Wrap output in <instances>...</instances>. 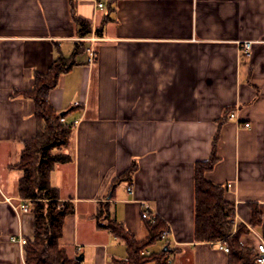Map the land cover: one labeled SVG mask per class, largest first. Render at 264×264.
<instances>
[{
	"label": "crops",
	"instance_id": "crops-1",
	"mask_svg": "<svg viewBox=\"0 0 264 264\" xmlns=\"http://www.w3.org/2000/svg\"><path fill=\"white\" fill-rule=\"evenodd\" d=\"M107 1L0 0V264H26L13 239H34L15 166L38 124L34 101L16 92L78 43V64L49 94L74 125L63 149L73 160L51 175L60 200L75 206L61 246L80 264H118L127 246L98 228L97 210L108 204L142 240L148 204L168 227L148 250L169 249L172 264H228L216 243L195 242L194 171L215 142L219 161L206 177L226 189L235 224L249 227L243 245L264 241V0H117L99 36ZM78 19L92 26L86 37ZM133 165L131 180L118 181ZM25 201L27 213L18 209ZM251 203L262 214L257 228Z\"/></svg>",
	"mask_w": 264,
	"mask_h": 264
},
{
	"label": "trees",
	"instance_id": "trees-1",
	"mask_svg": "<svg viewBox=\"0 0 264 264\" xmlns=\"http://www.w3.org/2000/svg\"><path fill=\"white\" fill-rule=\"evenodd\" d=\"M116 2L107 1L109 15L96 29L97 35H103L104 24L110 19ZM78 22L82 37L92 32L89 23L81 19ZM84 51V44L78 43L71 56L58 57L46 74H36L32 89L16 92L17 96L34 101L38 124L36 136L24 142L21 160L15 166L22 172L18 194L30 202L31 211L35 215L34 239L26 240V264H80L77 259L70 258L60 244L65 220L75 212V206L70 201H61L59 190L51 182L55 168L73 160L63 149L72 143L74 125L62 121L66 113H59L50 105L49 94L59 84L61 76L78 64L77 57ZM218 161L214 142L210 158L195 164V242L215 243L225 240L230 247L228 264H256L255 248L243 245V238L250 234L249 227L244 224L236 226L235 205L226 199V189L206 177ZM135 170V165L131 166L118 181L131 180ZM249 207L252 212L250 226L260 227V209L253 203ZM95 219L99 229L108 230L125 242L128 261L123 260L118 264H170L169 249L153 252L149 256L142 255V251L160 242L168 230L166 223L159 217L153 224L144 218L147 234L142 240H137L123 223L112 217L110 206L106 203L100 204Z\"/></svg>",
	"mask_w": 264,
	"mask_h": 264
},
{
	"label": "built area",
	"instance_id": "built-area-1",
	"mask_svg": "<svg viewBox=\"0 0 264 264\" xmlns=\"http://www.w3.org/2000/svg\"><path fill=\"white\" fill-rule=\"evenodd\" d=\"M104 5L102 3H98V7L102 8ZM250 43H245V50L249 51L250 50ZM94 57V53L93 51L90 50V60H92ZM76 105H78V103H76ZM230 118H237V115L235 113L230 114ZM62 121H65V119H62ZM246 127H249V124H245ZM231 185L229 184L228 187H230ZM128 191L132 192L133 191V187L130 185L128 186ZM27 201V200H26ZM26 201L22 204L19 205L18 209H20V211L27 213L28 211H30L29 205L26 204ZM143 217L146 218L149 223L153 224L156 222L158 215H156V213L152 210V208L150 207V205L145 204L144 208H143ZM237 226V225H236ZM168 236V231L164 233L163 238L165 239ZM14 242H19V244L21 246H26L27 241L25 239H13ZM220 249L224 250L226 253H229L230 251V247L227 243V241L225 240H220L215 242ZM255 248L256 251V264H264V241L260 240L259 243L257 244ZM152 252L149 251L148 249L142 251V255L145 256H149L151 255ZM126 261H128V259H126ZM168 263L172 264V259H169Z\"/></svg>",
	"mask_w": 264,
	"mask_h": 264
},
{
	"label": "rangeland",
	"instance_id": "rangeland-1",
	"mask_svg": "<svg viewBox=\"0 0 264 264\" xmlns=\"http://www.w3.org/2000/svg\"><path fill=\"white\" fill-rule=\"evenodd\" d=\"M149 250H150L152 253H153V252H156V250H154V249H153V250H152V249H149ZM148 264H155V263H154V262H150V263H148Z\"/></svg>",
	"mask_w": 264,
	"mask_h": 264
},
{
	"label": "water",
	"instance_id": "water-1",
	"mask_svg": "<svg viewBox=\"0 0 264 264\" xmlns=\"http://www.w3.org/2000/svg\"><path fill=\"white\" fill-rule=\"evenodd\" d=\"M78 261H81V257L77 258Z\"/></svg>",
	"mask_w": 264,
	"mask_h": 264
}]
</instances>
